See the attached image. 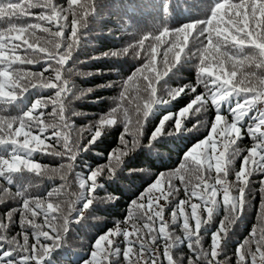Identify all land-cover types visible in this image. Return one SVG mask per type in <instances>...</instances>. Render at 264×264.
<instances>
[{"label":"trees","instance_id":"16d2710c","mask_svg":"<svg viewBox=\"0 0 264 264\" xmlns=\"http://www.w3.org/2000/svg\"><path fill=\"white\" fill-rule=\"evenodd\" d=\"M6 2L7 0H0V3ZM20 2L23 3L24 0H20ZM51 2L63 9L69 7L68 0H51ZM79 2L87 5V7L86 9H78V11L81 15L87 11L88 15L82 16L77 24L78 42L73 49L71 59L63 66L62 77L67 81L69 88L67 94L62 95L64 103L63 120L53 113L54 106L59 109V102L55 105L52 103L53 100L57 99L55 96L56 89L40 87L44 79L55 76L52 69L45 71L49 61L43 58L44 53H39L42 58L38 63L13 65V69L22 70L25 73H43L42 77L30 78L32 83L37 86L35 88L29 86L26 92L19 93L16 105H0V108H8V111L3 113L4 115L22 116L30 110L31 105L36 100L45 101L48 107L42 109L45 112L42 119L46 123H54L56 125L55 131H59L62 136L66 135L69 138L73 150L72 154L76 157L75 161H71L67 154L63 156L49 155L38 151L33 154L32 159L42 166H46L42 167L40 174L25 170L21 174L14 175L12 185H8L3 178H0V200H3L0 203V221L4 223H8L7 213L9 210L19 209L24 197H40L46 202L60 203L61 211L54 215L58 216L55 223L62 238L59 241V247L52 249L44 264H86L99 236L108 233L109 230H114L118 226L122 229L128 228L131 231V222L126 223V218L130 212L139 214L132 203L145 192L155 179L162 175L165 178L171 176L172 184L179 190L169 196L167 201L161 198L158 203L165 208L164 220L169 225L168 230L172 233L173 238L184 240L182 228L184 217L179 215V202L181 200L189 201L184 205V211L186 214H190L191 203L202 204V201L195 197L186 196L185 185L181 183L178 176H173L172 173L178 169L187 151L209 134L210 124L215 115L211 106L207 111L196 112L195 105L185 116L179 115V112L196 95L204 91L202 86L196 88L195 91L192 90L197 81L199 54L192 55L196 52L198 45L194 46L191 38L184 53L181 54L180 62L156 85L157 98L166 99L167 103L153 105V111L146 119L143 117L142 111L143 104L146 102L145 98L149 95L148 91L145 90L148 83L145 77L154 76L155 73L151 69H144L143 72L138 71V69L144 68L149 63L146 58L150 53L149 46H156L158 43L153 39L154 36L160 35L165 29L175 30L188 23L205 20L217 0H79ZM46 11L42 8L29 9V12L32 13L31 16H25L14 22L18 25L41 23L55 30L54 25H47L45 21L37 19L41 12ZM64 14L68 17V20L64 22L66 25L65 37H67V42H71L70 22L72 13L66 12ZM7 28V20L0 19V30L6 31ZM29 32L35 33L31 37V42L39 41L43 44L47 39H50L47 33L38 29H29ZM145 36L148 37L144 42V49H148L147 52L137 47L139 41ZM165 39L168 43L159 44L160 55L156 57L158 71L162 70L163 53L172 42L171 36ZM15 43L19 42L16 41ZM47 46L52 48L51 44ZM127 48L128 53L126 55L121 54ZM4 51L7 53L8 50L5 49ZM248 51L246 49L244 53H238L242 60ZM17 54L24 59H36L35 57H26L23 48L17 49ZM172 59L175 63L174 57ZM51 63L53 68L59 67L55 62ZM0 67L3 66L0 65ZM250 71L260 73L264 70L249 68L245 63L243 68H237V79H241L243 73ZM22 83H28V81H22ZM181 88L186 89L185 93L178 98H171L176 90ZM236 99L233 97L230 101L233 106ZM228 107V104L222 106L223 114L228 115ZM258 107L264 108V105H258ZM114 109L118 110L115 113L117 124L105 126L101 137L96 139L94 143L90 142L92 132L95 131L94 126L104 116L112 113ZM254 114L259 115L255 112L250 113L242 121L245 125V128L242 129L244 139L237 141L242 151L240 156L232 162V171L227 178L230 182L235 181V172L240 170L243 156L248 154V150L255 143L248 137L246 131L249 124L258 122L253 120ZM169 115L172 116V119L165 122L161 136L152 140L151 137L156 127L159 126L165 116ZM228 118L231 120L230 115ZM138 119L139 128H137ZM177 119L181 121V129L179 130L175 128ZM65 121L67 122L66 127L64 126ZM125 122H127L128 131H125ZM90 129L91 131H89ZM53 130L51 127L48 128L41 138L51 137ZM261 130L264 131V128ZM35 134L39 133L35 132ZM122 135L129 147H131L134 138H137V142L136 147L126 156L121 157V163L116 165L112 153L117 152L119 154V151L124 149V144L120 140ZM19 139L22 140L23 137ZM54 140L55 138L46 140V143L54 144V147L49 151L64 152L63 142L55 144ZM11 147L8 145V151H5V146L0 145V155L8 157ZM220 150L222 149H217L218 152ZM109 163L116 165L114 175L111 178H107L105 175L98 177L100 186L96 190V200L88 209L84 210L85 201L80 200L82 191L79 187L80 181L86 179L92 170ZM69 164L72 165L71 168ZM212 175H215L214 170ZM261 178L259 173L250 178V196L244 210L234 224L228 225L227 236L222 240L223 251L217 258L220 264H236L237 246L243 243L254 228L256 238H258L260 229L264 227V217L261 216V212L264 210L260 207L261 196L264 193L259 191ZM192 182L193 184L198 183L195 177H193ZM162 187H167L166 179L162 182ZM4 188H8V192H3ZM17 191H20L23 196H16ZM49 191L54 193L51 198L47 197ZM233 194H238L235 189H233ZM153 195L159 196L160 193L154 191ZM217 200L220 207L211 221L202 225L201 228L203 248L209 251L211 235L218 230L220 222L224 220L226 215L222 194H218ZM174 209L177 211L175 224L172 223ZM199 211L201 219H207L206 211L203 208ZM66 219L69 221L67 231L64 230ZM37 222L42 223L43 218L38 217ZM225 223L227 224V221ZM190 224L194 227L195 222L190 220ZM24 228L29 233V244L33 243L34 237L31 236V226L25 224ZM156 228L158 231L159 220L156 222ZM19 233H21L20 212L16 211L5 234L10 237L15 236L22 243L23 236L18 235ZM113 239L121 251L118 255L109 257L105 264H128L123 256L126 247L123 243V237H113ZM157 243L160 245L158 249L161 254L160 259L163 264H167L162 256L163 240H158ZM187 245L188 242L184 240V243L171 249L176 264H188L189 258H192L193 264H196V257ZM7 247L8 245L5 244L4 248ZM252 247L255 248V243L252 244ZM14 255L17 254L14 253ZM18 255L22 256L24 253L20 252ZM131 259L135 258L131 257ZM248 259L250 264V257ZM200 264H204V261L201 260Z\"/></svg>","mask_w":264,"mask_h":264},{"label":"snow or ice","instance_id":"6c2138e0","mask_svg":"<svg viewBox=\"0 0 264 264\" xmlns=\"http://www.w3.org/2000/svg\"><path fill=\"white\" fill-rule=\"evenodd\" d=\"M68 5L67 9H63L53 4L51 0H24L23 3L20 0H16V2L7 0L6 3H0V19H6L8 22L7 30H0V65L3 66L0 67V105H16L19 93L26 92L29 86L34 88L37 86L32 83L30 78L42 77L43 73H25L22 70L13 69V65L38 63L42 58L39 53H44L43 58L49 61L45 71L52 69L55 76L44 79L40 87L56 89L55 96L57 99L53 100L52 103L55 105L59 102V109L54 106L53 113L63 120L64 103L62 95L69 91L67 81L62 77L63 66L71 59L73 49L78 42L77 24L82 16L88 15L87 11H84L82 15L78 11V9H86L87 7V5L81 4L79 0H68ZM32 8L46 9L47 11L41 12L37 19L45 21L47 25H54L55 30L41 23L18 25L14 22L25 16H31L32 13L29 12V9ZM66 12L72 13L70 22L71 42H67V37H65L66 25L64 22L68 20L67 15L64 14ZM29 29H38L47 33L50 39H47L43 44L39 41L31 42V37L35 33L29 32ZM169 36H171L172 42L163 53L162 70L158 71L156 57L160 55L159 44H167L168 41L165 38ZM190 38L194 46L198 45L196 52L192 55L199 54L197 81L192 90L195 91L196 88L202 86L204 91L196 95L179 112V115L185 116L194 105L196 112L207 111L211 106L215 115L210 124L209 134L187 151L178 169L172 175L178 176L181 183L185 185L186 196L195 197L202 201V204L191 203L190 214H186L184 211V205L189 203L188 200H181L178 205L179 215L184 217L182 225L184 240L188 242L187 246L194 253L196 264H200L201 260L204 261V264H220L217 258L223 251L222 240L227 236L228 225L234 224L243 212L250 196V178L256 173L262 177L259 181V191L264 193V131L261 130L264 128V108L258 107V105H264V71L260 73L246 72L242 74L241 79H237V68H243L245 63L249 68L264 70V0H217L205 20L188 23L175 30L165 29L160 35L154 36L153 39L158 43L156 46H149L150 53L146 57L149 63L144 68L138 69L141 72L144 69H151L155 73L154 76L145 77L148 80L145 90L149 93L142 109L145 119L152 113L153 105L167 103L166 99L157 98L156 85L180 62L181 54L188 46ZM147 39L148 37L145 36L137 45L146 52L148 49H144V42ZM16 41L19 43H15ZM48 44L52 45L51 49L47 46ZM21 48H23L26 57H35L36 59L22 58L17 54V49ZM5 49L8 50L7 53L4 51ZM246 49L249 51L242 60L238 53H244ZM127 53L128 48L121 54L126 55ZM136 54L139 55V53ZM172 57H174L175 63ZM51 62H55L59 67L53 68ZM26 80L28 83H22ZM185 91L184 88L178 89L171 98H178ZM233 97L237 98L234 106L230 102ZM224 104L229 105L228 115L221 111ZM47 107L48 104L45 101L38 99L31 105L30 110L22 116L4 115L3 113L7 112L8 108H0V145L5 146V151H8V145L12 146L8 157L0 155V178H3L8 185H12L15 174H21L25 170L40 174L42 167L46 166H42L32 159L33 154L38 151L49 155L63 156L67 154L71 161H75L76 157L72 154L73 150L69 138L66 135L62 136L61 132L55 131L56 125L54 123H46L42 119L45 115L42 109ZM117 111L114 109L112 113L104 116L94 126L95 131L92 132L90 142L94 143L96 139L101 137L105 126L117 124L115 118ZM254 112L259 113V115L254 114L252 117L258 122L249 124L246 131L248 137L255 143L248 150V154L243 156L240 170L235 172V181L230 182L227 178L232 171V162L240 156L242 151L237 144L238 140L244 139L242 129L245 128V125L242 121ZM229 115L231 120L228 118ZM171 119V115L162 119L159 126L154 130L152 140L161 136L165 122ZM64 126H67L66 121ZM50 127L54 129L51 137L41 138ZM139 127L138 119L137 128ZM175 128L181 129L179 119L175 121ZM128 130L127 122H125V131ZM35 132L39 134H35ZM20 137L23 139H19ZM51 138H55V144L63 142L62 147L65 151H49L54 147V144L46 143V140H51ZM120 140L124 144V149L119 151V154L117 152L112 153L116 165L121 163V157L126 156L136 147L137 142V138H134L131 147H129L123 135ZM218 148L222 150L218 152ZM116 165L109 163L103 167H98L92 170L86 179L80 181L79 187L82 190L80 200L85 201L84 210L88 209L96 200V190L100 186L98 177L105 175L107 178H111L116 170ZM69 167L71 168L72 165L69 164ZM213 170L214 176L212 175ZM193 177L198 183L193 184ZM165 179L167 180L166 188L162 187V182ZM233 189L238 194L234 195ZM178 190L172 184L171 176L165 178L162 175L155 179L145 192L132 203L139 214L130 212L126 218V223L131 222V231L128 228L122 229L118 226L114 230H109L108 233L99 236L86 264H105L109 257L118 255L121 250L113 237L120 236L123 237V243L126 246L123 256L128 264H163L160 259L161 254L158 251L160 245L157 243L161 239L163 240V258L167 264H176L171 249L184 243V240L173 238L172 233L168 230L169 225L164 220L165 208L158 202L161 198L167 201L168 197ZM2 191L8 192V188H4ZM154 191L159 192L160 195H153ZM218 194H222L226 215L224 220L220 222L218 230L211 235L209 251L203 248L201 228L202 225L211 221L220 207L217 200ZM15 195L23 196L20 191H17ZM53 195L52 191L47 193L48 198L53 197ZM2 202L3 200H0V203ZM260 207L264 210V195L261 196ZM201 208L206 211L207 219H201L199 211ZM16 211L20 212L21 233L18 235L23 236L22 243L15 236L10 237L5 234ZM60 211V203L46 202L40 197H24L19 209L9 210L7 213L8 223L0 221V264H44L45 258L49 257L52 249L59 247V241L62 238L55 223L58 216L54 215ZM261 216L264 217V211L261 212ZM38 217L43 218L42 223L37 222ZM157 220H159L158 231L156 228ZM190 220L195 222L194 227L190 224ZM176 222L177 211L174 209L172 223L175 224ZM68 223L69 221L66 219L65 231L68 229ZM25 224L32 228L31 236L34 237V242L31 244H29V233L24 228ZM253 243H255V248L252 247ZM5 244L8 245L6 249L4 248ZM20 252H23L24 255L19 256ZM236 255V264H249V257L250 264H264V227L260 229L258 238H256L254 228L243 243L237 246ZM131 257L135 259H131ZM188 264H193L192 258H189Z\"/></svg>","mask_w":264,"mask_h":264},{"label":"water","instance_id":"95a60500","mask_svg":"<svg viewBox=\"0 0 264 264\" xmlns=\"http://www.w3.org/2000/svg\"><path fill=\"white\" fill-rule=\"evenodd\" d=\"M48 257L45 258V260L47 259Z\"/></svg>","mask_w":264,"mask_h":264}]
</instances>
